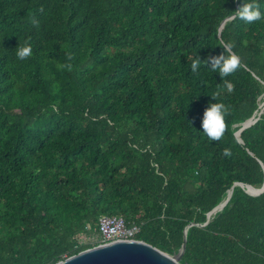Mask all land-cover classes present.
I'll use <instances>...</instances> for the list:
<instances>
[{
	"label": "trees",
	"instance_id": "trees-1",
	"mask_svg": "<svg viewBox=\"0 0 264 264\" xmlns=\"http://www.w3.org/2000/svg\"><path fill=\"white\" fill-rule=\"evenodd\" d=\"M243 2L0 0V264L100 244V215L169 255L184 238L180 264H264V189L244 190L264 179V19L235 18ZM227 42L240 57L231 92L206 64ZM216 93L230 114L210 142Z\"/></svg>",
	"mask_w": 264,
	"mask_h": 264
},
{
	"label": "clouds",
	"instance_id": "clouds-1",
	"mask_svg": "<svg viewBox=\"0 0 264 264\" xmlns=\"http://www.w3.org/2000/svg\"><path fill=\"white\" fill-rule=\"evenodd\" d=\"M235 18L244 21L247 24L255 23L264 19V12L260 9V4L258 0H248V2H243L242 6L235 11ZM33 24L38 26V22L33 19ZM222 48L224 53L216 56L209 57L206 61V64L210 62V69L212 72H218L222 81L224 82L225 87L229 92L233 90V85L231 82L227 81L226 78L234 74L240 67V57L233 50L234 44L231 42L225 43ZM32 56V46L30 43H25L23 46L16 48V57L17 59L23 61L27 60ZM67 60L71 61V54L67 55ZM201 59L197 55L191 63V71L193 73L198 72L201 67ZM61 69H67L71 71L72 64L65 63L60 65ZM216 103L210 104L204 111L202 119V129L203 134L207 137L210 142L220 141L226 131V116L229 115V108L223 102H218L219 94L211 95ZM223 154L227 157L231 155L230 149L225 148Z\"/></svg>",
	"mask_w": 264,
	"mask_h": 264
},
{
	"label": "water",
	"instance_id": "water-1",
	"mask_svg": "<svg viewBox=\"0 0 264 264\" xmlns=\"http://www.w3.org/2000/svg\"><path fill=\"white\" fill-rule=\"evenodd\" d=\"M221 25L222 22L219 25L218 32ZM262 103L264 104V93ZM261 110L262 109L257 112L255 117L252 115L241 122L240 127L234 131L233 134L237 141L240 142V138L238 137L239 131L254 122ZM234 184L242 185L240 182H235ZM244 187L245 192L250 195L259 194L264 189V179L259 188L247 184L244 185ZM229 194L230 189L228 190L225 199L220 201L206 214V220L204 223H206L210 213L221 208L226 202ZM183 249L184 238L178 251L175 254L170 255L140 240H115L83 249L52 264H180L178 259L182 254Z\"/></svg>",
	"mask_w": 264,
	"mask_h": 264
},
{
	"label": "built area",
	"instance_id": "built-area-1",
	"mask_svg": "<svg viewBox=\"0 0 264 264\" xmlns=\"http://www.w3.org/2000/svg\"><path fill=\"white\" fill-rule=\"evenodd\" d=\"M97 227L102 243L115 240H132L139 231L136 224L126 225L120 215L98 216Z\"/></svg>",
	"mask_w": 264,
	"mask_h": 264
}]
</instances>
